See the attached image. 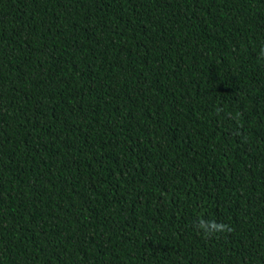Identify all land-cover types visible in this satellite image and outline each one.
I'll use <instances>...</instances> for the list:
<instances>
[{
  "label": "trees",
  "instance_id": "obj_1",
  "mask_svg": "<svg viewBox=\"0 0 264 264\" xmlns=\"http://www.w3.org/2000/svg\"><path fill=\"white\" fill-rule=\"evenodd\" d=\"M262 53L264 0H0V264H264Z\"/></svg>",
  "mask_w": 264,
  "mask_h": 264
},
{
  "label": "clouds",
  "instance_id": "obj_2",
  "mask_svg": "<svg viewBox=\"0 0 264 264\" xmlns=\"http://www.w3.org/2000/svg\"><path fill=\"white\" fill-rule=\"evenodd\" d=\"M264 54V53H262ZM199 230L206 236H212L215 233L218 232H228L231 231V228L229 225H226L224 223H217V222H210L206 223L203 220H201L199 224Z\"/></svg>",
  "mask_w": 264,
  "mask_h": 264
}]
</instances>
